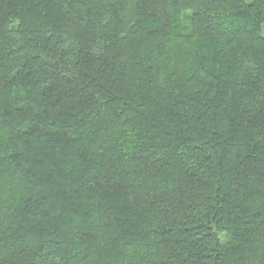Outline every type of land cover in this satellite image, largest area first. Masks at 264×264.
I'll list each match as a JSON object with an SVG mask.
<instances>
[{
	"label": "trees",
	"instance_id": "1",
	"mask_svg": "<svg viewBox=\"0 0 264 264\" xmlns=\"http://www.w3.org/2000/svg\"><path fill=\"white\" fill-rule=\"evenodd\" d=\"M264 0H0V264H264Z\"/></svg>",
	"mask_w": 264,
	"mask_h": 264
},
{
	"label": "rangeland",
	"instance_id": "2",
	"mask_svg": "<svg viewBox=\"0 0 264 264\" xmlns=\"http://www.w3.org/2000/svg\"><path fill=\"white\" fill-rule=\"evenodd\" d=\"M248 1H249V0H248ZM260 33H261L262 36H264V24H262V27H261Z\"/></svg>",
	"mask_w": 264,
	"mask_h": 264
}]
</instances>
